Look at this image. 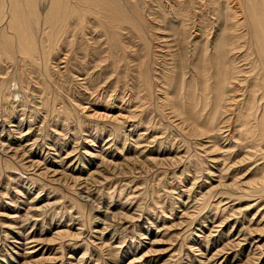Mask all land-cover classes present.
Here are the masks:
<instances>
[{
    "label": "rangeland",
    "instance_id": "374dc122",
    "mask_svg": "<svg viewBox=\"0 0 264 264\" xmlns=\"http://www.w3.org/2000/svg\"><path fill=\"white\" fill-rule=\"evenodd\" d=\"M9 1L0 264H264V199L244 195L264 146L238 132L251 122L258 9L247 0L229 21L208 0H88L50 20L51 0H15L14 18ZM232 21L246 25L222 56L235 74L223 110L216 43Z\"/></svg>",
    "mask_w": 264,
    "mask_h": 264
},
{
    "label": "bare ground",
    "instance_id": "6f19581e",
    "mask_svg": "<svg viewBox=\"0 0 264 264\" xmlns=\"http://www.w3.org/2000/svg\"><path fill=\"white\" fill-rule=\"evenodd\" d=\"M15 0H10L9 3H8V7H9V13H12L13 14V18L16 16V15H19L18 14V8L14 7L13 5V2ZM17 1V0H16ZM15 1V2H16ZM36 1V0H35ZM88 0H71V2L69 0H51V4L54 5L53 8H49V10L51 9L52 12H54V14L52 16H50V20H55V17L56 16H59L60 15V11H62V9H64V6L65 5H71V3H74V4H81V3H89L87 2ZM94 1V0H92ZM97 1V0H96ZM105 1V0H104ZM216 1H221V5L224 6V11L223 10H219V6L217 5V2ZM249 3L251 4V7L252 8H257L259 12L255 11L254 10L252 12H250L248 15H249V19H250V29L253 34H255V37H256V40H257V48H258V56L256 58L257 60V64L258 65H254L252 62H251V65H250V68H249V74H248V82L250 80V85L248 86L250 89V93H251V99H250V102H249V105H248V109H250V115H251V122L249 124V126L247 127H243L244 125H240L241 129L238 131L239 134H244V135H249V131H250V136H251V139H254L255 142L258 144V145H261V146H264V0L262 1H259V0H248ZM2 2V1H1ZM0 2V3H1ZM6 2V0H5ZM24 2V0H23ZM27 5L31 4L32 3V0H26L25 1ZM100 2V4H99ZM99 2H95L96 4H99V6H104L102 5V1L99 0ZM107 2V1H105ZM110 2V1H109ZM208 2L210 4H212L215 8H214V11L216 12L217 11V14L219 15V17L221 16V14L224 12V17H227V20L230 19V17H235L237 15H242L244 13V10H243V7L244 6H249L247 5V0L243 1V0H208ZM12 3V4H11ZM18 3V2H17ZM183 3V2H182ZM192 3V2H191ZM219 3V2H218ZM7 4V3H6ZM25 4V3H24ZM25 4V5H26ZM33 4V3H32ZM104 4V3H103ZM111 4V3H110ZM18 5L20 6V3H18ZM23 5V4H22ZM51 5V6H52ZM176 5V4H175ZM195 5V4H194ZM207 4H205L206 6ZM11 6H13V10L14 11H10V9L12 8ZM75 6V5H74ZM73 6V7H74ZM106 6V5H105ZM112 6V5H111ZM11 7V8H10ZM67 8V6H65ZM69 7V6H68ZM83 7V6H82ZM87 7V5H86ZM95 7V6H93ZM113 7V6H112ZM190 7V6H189ZM20 8V7H19ZM65 8V9H66ZM91 8V6H90ZM96 8V7H95ZM105 10L107 9V6L106 7H103ZM181 8V7H180ZM179 8V9H180ZM186 8V6H184V8H181L179 13L183 14L184 12V9ZM205 7H203L204 9ZM255 8V10H256ZM22 9V8H20ZM85 9V8H84ZM112 9H115V8H112ZM112 9H107V10H111ZM249 9V8H248ZM2 10H4V7L3 6H0V13L2 12ZM12 10V9H11ZM23 10V9H22ZM21 10V11H22ZM36 10V9H35ZM48 10V11H49ZM74 10V8H73ZM76 10V9H75ZM74 10V11H75ZM250 10V9H249ZM20 11V12H21ZM69 11V9H68ZM71 11V10H70ZM69 11V12H70ZM72 11V12H74ZM77 11V10H76ZM74 12V13H77V12ZM90 11V10H89ZM94 11V10H93ZM92 11V12H93ZM103 11V10H101ZM117 11V10H116ZM188 11V10H187ZM228 11L230 13H228ZM19 12V13H20ZM23 12V11H22ZM84 12V11H83ZM87 12H88V9H87ZM99 12V11H97ZM110 12H106V13H110ZM247 12V10H246ZM257 12V13H256ZM4 13V12H3ZM7 13V12H6ZM62 13V12H61ZM65 13V12H64ZM104 13V12H103ZM2 14V13H1ZM11 14V16H12ZM56 14V15H55ZM59 14V15H58ZM94 14V13H93ZM73 15V14H72ZM75 15V14H74ZM78 15V13H77ZM2 16V15H1ZM19 17V16H18ZM105 17V16H104ZM22 18V17H21ZM9 19V18H7ZM47 19V18H46ZM112 19V18H111ZM126 19V18H125ZM10 20V19H9ZM18 20H20V18H18ZM113 20V19H112ZM13 21V20H12ZM17 22V20H15ZM29 21V20H28ZM122 21V19H121ZM219 21V20H218ZM230 21V20H229ZM14 22V21H13ZM19 22V21H18ZM36 22V21H35ZM123 22V21H122ZM126 22V21H125ZM8 23V22H7ZM110 23V22H109ZM220 23V21H219ZM223 23V22H222ZM18 24V23H17ZM246 25V22H237V21H232V22H226V24L224 25L225 27V31L223 33L224 34V37L220 39H218L217 43H216V48L218 47L221 52H220V55L217 59V71L219 74H221L222 72V75H219V76H222L221 79L223 80L222 82H220L219 79H217V83L216 84H212L213 85V88L212 89H216L218 92L217 96H216V99L217 101L215 100L214 101V104H212L214 107H216L218 109V107L221 106V108L224 110L225 108V104H226V101L225 98H226V95H224V91H222L224 89V84L225 86L227 85H233V81L234 78H235V74H234V68L230 69L229 67H227L225 65V58H222V56L224 57V53H230L232 52V50L238 45V39L240 36L236 35L235 32L238 31L239 28H242L241 26H245ZM220 26V25H219ZM9 27V26H8ZM53 27V26H52ZM60 27V26H59ZM223 27V26H222ZM26 28V27H25ZM62 28L63 25H62ZM247 28V27H246ZM224 29V28H223ZM248 29V28H247ZM57 31V30H56ZM24 32V31H23ZM28 32V31H27ZM251 32V33H252ZM3 33V32H2ZM12 33V32H11ZM21 33V32H20ZM17 32L16 36H18V34H20ZM23 34V33H22ZM2 35V34H1ZM243 35V34H242ZM23 36V35H22ZM27 36V35H26ZM19 37V36H18ZM21 37V36H20ZM19 37V38H20ZM48 37V36H47ZM2 38V37H1ZM12 38V37H11ZM27 38V37H26ZM4 39V38H3ZM20 40H22L20 38ZM25 40V39H24ZM27 40V39H26ZM241 41V40H240ZM244 41V40H243ZM5 42V41H4ZM3 42V44H4ZM9 42V41H8ZM24 45H25V48H26V51H25V54L27 56H29V53L31 52V49H33V46L32 44H27L26 42H23ZM31 43V42H30ZM6 44V43H5ZM255 44V42L253 43V45ZM256 45V44H255ZM15 50V49H14ZM235 51V50H234ZM227 55V54H226ZM254 55V54H253ZM230 56V55H229ZM23 57V56H22ZM228 57V55H227ZM253 59V58H252ZM230 60V58H229ZM228 61V60H227ZM254 61V60H252ZM255 63V61H254ZM249 64V63H248ZM256 64V63H255ZM246 75V74H245ZM207 79V78H206ZM211 79V78H210ZM207 81V80H206ZM2 82V81H1ZM211 85V86H212ZM226 86V87H227ZM204 90H208L210 89L209 85L207 83H205L204 85ZM227 89V88H225ZM248 91V92H249ZM260 93V94H259ZM213 94L214 91H213ZM226 94V93H225ZM214 97V96H213ZM261 102V103H260ZM247 103V102H246ZM247 106V105H245ZM226 109V108H225ZM242 109V107H241ZM247 109V108H246ZM224 112V111H223ZM249 112V111H248ZM239 115V114H238ZM242 121L244 120L243 118L241 119ZM241 121V122H242ZM244 122V121H243ZM223 123V122H222ZM213 129V128H212ZM239 135V136H242V135ZM216 138V137H215ZM232 140V139H231ZM259 141V143H258ZM255 143V144H256ZM209 147V146H208ZM241 147V146H240ZM242 148V147H241ZM225 151V150H224ZM264 152V151H263ZM249 156V155H248ZM261 156L262 158L264 159V153H261ZM247 157V156H246ZM249 158V157H247ZM242 160V159H241ZM244 160V158H243ZM248 161V160H247ZM261 164V163H260ZM259 164V165H260ZM264 165V163H263ZM251 167V166H250ZM260 167V166H259ZM222 168V167H221ZM220 168V170H221ZM255 168V167H254ZM247 170V169H246ZM222 171V170H221ZM253 172V169L252 171L250 170L249 173H252ZM254 174V173H252ZM33 179V178H31ZM249 187H251V191L250 193L246 196V193L245 197H251V196H254L255 194H258V199L261 201V199H264V174L259 178V179H252L250 184H249ZM243 190V189H242ZM244 191H247V190H244ZM242 192V191H241ZM248 193V192H247ZM243 195V194H242ZM241 195V196H242ZM259 200H258V203H259ZM263 203V202H262ZM257 204V202H256ZM256 204H252L251 206H256ZM264 208V207H263ZM264 210V209H263ZM104 214L106 215L107 214V211H103ZM101 212V213H103Z\"/></svg>",
    "mask_w": 264,
    "mask_h": 264
}]
</instances>
